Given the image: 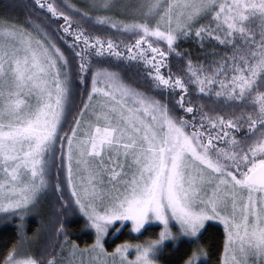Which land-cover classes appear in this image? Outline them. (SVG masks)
<instances>
[{
  "label": "snow or ice",
  "instance_id": "6c2138e0",
  "mask_svg": "<svg viewBox=\"0 0 264 264\" xmlns=\"http://www.w3.org/2000/svg\"><path fill=\"white\" fill-rule=\"evenodd\" d=\"M14 6L0 264H208L209 222L213 264H264V0H30L22 20Z\"/></svg>",
  "mask_w": 264,
  "mask_h": 264
},
{
  "label": "trees",
  "instance_id": "16d2710c",
  "mask_svg": "<svg viewBox=\"0 0 264 264\" xmlns=\"http://www.w3.org/2000/svg\"><path fill=\"white\" fill-rule=\"evenodd\" d=\"M30 0H0V13L5 11L4 5L6 3H10L15 5L8 9L9 14L16 18L17 20H22L27 15V11L24 5L28 4ZM180 48L189 49L191 48L193 54L197 51L196 48L193 47L192 42L183 41L180 43ZM47 198V208L48 209L50 202L55 199V195L52 192H48ZM46 215V214H45ZM74 223L72 224L73 227V238H78L81 243H84L88 240V235L86 233L76 232L75 229L79 227L80 221L73 217L72 218ZM36 228V227H35ZM32 227L29 229L31 230ZM34 229V228H33ZM222 228L215 224H209V227L205 230L203 240L206 244L210 245V255L208 257V264H213L214 260L216 259V250L219 245V242L222 238ZM15 228L12 224L5 223L4 221L0 220V252H3L5 248L11 243V241L15 238L14 237ZM147 234V233H145ZM47 236L42 235L39 240L38 251L41 250L43 244L46 242ZM180 253L169 254L167 251L165 252V257L170 261H176L179 258Z\"/></svg>",
  "mask_w": 264,
  "mask_h": 264
},
{
  "label": "rangeland",
  "instance_id": "374dc122",
  "mask_svg": "<svg viewBox=\"0 0 264 264\" xmlns=\"http://www.w3.org/2000/svg\"><path fill=\"white\" fill-rule=\"evenodd\" d=\"M47 198H48V194L46 193L43 197H42V201H41V204H42V207H41V213L43 215L46 214V208H47ZM37 217L36 216H30L26 219V226L28 227V229H30L32 227L35 228L37 226ZM5 223H9V224H12L13 225V222L11 221H4ZM209 224H215V225H218V222H209ZM14 226V225H13ZM219 226V225H218ZM222 228V226H220ZM40 240V239H39ZM39 240L35 241L34 244H33V247H34V250L38 251V245H39Z\"/></svg>",
  "mask_w": 264,
  "mask_h": 264
}]
</instances>
